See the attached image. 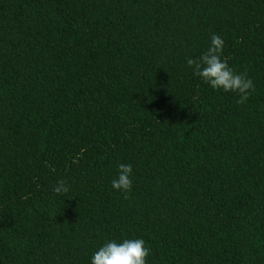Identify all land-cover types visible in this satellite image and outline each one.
Masks as SVG:
<instances>
[{
    "label": "trees",
    "instance_id": "trees-1",
    "mask_svg": "<svg viewBox=\"0 0 264 264\" xmlns=\"http://www.w3.org/2000/svg\"><path fill=\"white\" fill-rule=\"evenodd\" d=\"M214 34L243 105L186 63ZM126 238L148 264H264V0H0V264Z\"/></svg>",
    "mask_w": 264,
    "mask_h": 264
},
{
    "label": "clouds",
    "instance_id": "clouds-1",
    "mask_svg": "<svg viewBox=\"0 0 264 264\" xmlns=\"http://www.w3.org/2000/svg\"><path fill=\"white\" fill-rule=\"evenodd\" d=\"M224 40L219 35H212L207 50L198 58H187L186 63L193 74L199 77L212 89L238 95L236 103L243 105L255 91L254 81L247 73H237L223 58ZM133 167L131 164L120 163L116 178L111 182L112 188L129 199L133 187ZM57 195H66L70 185L66 180H58L53 188ZM150 250L143 239H124L121 242H106L91 257V264H148Z\"/></svg>",
    "mask_w": 264,
    "mask_h": 264
}]
</instances>
